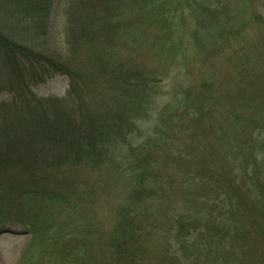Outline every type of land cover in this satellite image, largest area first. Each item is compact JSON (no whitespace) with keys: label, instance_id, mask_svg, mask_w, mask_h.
Wrapping results in <instances>:
<instances>
[{"label":"trees","instance_id":"1","mask_svg":"<svg viewBox=\"0 0 264 264\" xmlns=\"http://www.w3.org/2000/svg\"><path fill=\"white\" fill-rule=\"evenodd\" d=\"M52 1L0 0V93L12 95L9 102L0 105V201L34 199L43 195L53 207L58 203L66 204L68 200L59 191L51 189V185H56L51 183L53 180L42 175L44 181L38 175V164L49 165L50 159L55 160L59 155L64 157L65 163L72 164V159L88 160L98 154L105 162L115 164L118 154L124 150L123 165L120 162L124 169L120 174L127 178V172L131 171L136 186L120 204L118 216L125 221L123 225L118 224L117 232H114L112 261L122 263L125 260V264L133 261L130 253L136 247L137 236L143 243L140 255L144 256L146 240L155 232L159 233L162 220L155 221L159 216L153 214L155 204L151 201V194L157 188L150 183L151 178L153 181L159 179L162 166L169 163L179 165L174 171L179 178L189 177L191 189L200 181H206L221 188L222 194L231 202L235 200V204L229 205L228 219L224 221L221 218L220 221L210 220L206 216L204 222H199L191 214L188 216L185 207L180 213L173 210V214L165 216L168 230L164 233L170 240L179 243L189 258L190 243L201 229L194 246L199 256L205 253L206 264H213L210 256L214 246H221L224 251V240L217 242L216 238L220 234L226 235L229 230L227 237L232 248L235 242L242 244L249 249L248 262L264 264V79L258 90L239 88L236 94L222 95L221 101L208 83L198 90L187 91L182 98L175 94V104L161 108L147 141L137 146L135 142L146 131L141 129L140 123L146 120L152 108L156 110L159 106L158 87L168 73L145 68L133 58L125 62L102 59L103 49L96 45V39L102 42L107 33L115 39L118 30L128 36H137V32L123 25V0H78L83 22L77 23L76 6L72 5L71 13L67 15L70 22L66 30L67 57L37 52L33 47L37 37L46 36ZM208 1L136 0V4L142 7L140 14L149 9L159 18L156 23L166 26L167 37L156 41L176 59L175 55L187 41L183 32L179 36L176 34L182 26L180 20L183 25H188L184 16L187 11L201 12L204 19H212L208 22L210 26L207 24L205 28L207 33L202 36L205 40L202 47L228 35L229 23L224 22ZM98 5L104 7L103 12L90 18V8L93 10ZM141 17L147 19L150 16ZM141 26L140 33L146 31L145 24ZM215 26L220 30L214 33ZM186 28L184 26L182 30ZM227 30L230 33L229 27ZM193 35L200 43L198 38L201 36L197 32ZM263 58L262 54L258 58L247 56L246 61L257 67ZM59 75L69 79L64 99L40 98L34 93V87ZM244 106L251 108L246 119L241 115ZM242 138V146H239ZM244 153L242 162L239 155ZM155 163H161V166ZM189 166L198 168L195 171L198 177L188 175L184 168ZM11 173L16 177H9ZM25 176L27 183L22 184ZM187 185L188 180L184 187ZM203 198L208 206V195ZM5 206L9 208L0 207V225L19 221L29 226L33 236L31 246L19 264H43L48 255L56 254L55 247L58 248L61 241H64L66 251H59V255L68 257L63 262L72 263L74 252L78 259L77 248L85 241L72 235L74 231L70 229L75 227L74 221L70 226V223L55 219L53 214H47L42 220L40 213L32 207L26 209L23 203L8 202ZM210 232L216 235L214 240L207 238ZM132 253L136 256L139 250ZM35 255L38 256L37 263L30 259ZM76 259L74 264L80 262ZM50 261L59 262L52 258ZM177 263L183 264L174 256L172 264ZM222 264L231 263L225 260Z\"/></svg>","mask_w":264,"mask_h":264},{"label":"rangeland","instance_id":"2","mask_svg":"<svg viewBox=\"0 0 264 264\" xmlns=\"http://www.w3.org/2000/svg\"><path fill=\"white\" fill-rule=\"evenodd\" d=\"M123 2L124 9H121L125 15L123 25L129 30L137 32L135 34L137 36H128L127 33L118 30L119 33L115 39L111 38L109 33L103 36L102 42L96 39V45L103 49L102 59L125 62L127 59L133 58L137 64L145 65V68L153 69L158 73H168V76L158 87L159 96L157 102H159V106L156 107V110L155 107L152 108L153 110L150 111L146 120L140 123L141 129L146 131L143 136L138 137L135 145L138 146L149 137L148 133L155 128L161 108L166 104H175V99L173 98L175 94L182 98L187 91L196 88L198 90L203 84L208 83L215 96H218L221 101L223 100L221 99L222 95L226 97L229 92L236 94L235 92L239 88L256 91L262 86L264 58L263 62L256 67L252 66L253 63L249 65L246 57L253 56L258 58L260 54L264 57V0H209L208 2L211 3L213 10L223 18L224 22L229 23L230 33L227 27L228 35L226 38L220 41L215 39L212 42L213 44L208 43L206 47H202L205 41L202 36L207 33L205 28L212 19L206 17L205 20L204 14L201 12L190 13V11H187L184 16L187 18L186 24L188 25H183V21L180 20L182 26L176 30L177 35L183 32L186 35L184 36L182 33L183 38H186L187 41L175 55L176 59L168 53L167 49L159 47L156 41L158 39L161 41L168 35L166 26L156 23V20L159 19L158 16L154 15L149 9L140 14L142 7L136 4V0H123ZM78 3V0L52 1V13L49 19L50 26L46 36L37 37V44L33 47L37 52L60 55L63 58L67 57L66 30L70 23L67 15L69 12L71 13L70 8L72 5L76 6L75 16L77 23L81 24L83 22V17L79 16L82 9ZM158 4L159 2L157 6ZM103 10L104 7L101 5H98L93 10L90 8V18H93L95 13L103 12ZM199 14H202V16H199ZM141 15L150 17L144 19ZM196 17H201L202 19L200 20ZM142 23L145 24L146 31L140 33L138 29L139 27L142 28ZM184 26L187 28L182 30ZM215 28L217 26L213 29L214 33L220 30V27L216 30ZM196 32L201 36V39L198 38L200 43L194 40L196 34L193 37L191 36L192 33ZM141 34H144L143 37ZM68 88V77L59 75L34 87L33 91L40 98L64 99ZM11 96L7 92L0 93V105L3 102H9ZM250 110L251 108L248 106L241 108V115L244 119L250 115ZM219 118H221L222 122L220 115ZM241 136L245 137L244 134H241ZM243 140L244 138L240 140L239 146H242ZM224 148L228 150V147ZM118 155L115 164H111L108 160L105 162L99 154L95 158L88 160L72 159V164L65 163L63 161L64 157L60 155L55 160L50 159L49 165L38 164V175H41V177L45 175L48 179H52L53 182L51 183L56 185L55 187L51 185V189L59 191L60 195L68 200V203H58L53 207L49 199H45L42 195L34 199L20 198L19 201L4 199L5 201H0V207L3 206L8 209L9 207L5 206L8 202L23 203L26 209L32 207L35 209L34 211L40 213L39 216L42 220L46 219L47 214H53L55 219L70 223V226H72L74 221L76 223L75 227L73 226L70 229L74 231L72 235L77 239L81 237L85 241L84 245L80 244L79 248H77L78 259H76V253L74 252V259L78 261L80 259L78 264H125V260L122 263L118 260H111V244L112 240H114V232H117L118 224L122 223L123 225L125 221L121 215L118 216L121 208L120 204L125 201L127 194L136 185L133 183L132 176L129 173L131 171L127 172V178L130 180L120 174V171L123 173L124 169V166L122 168L123 160L121 162L122 157L125 155L124 150ZM244 155L245 153L239 155L242 162L244 161L242 157ZM155 165L161 166V163H155ZM178 166L168 163V165L162 166L164 169L158 176V180L153 181L151 178L150 185L154 186V189L157 188L151 194L153 195L151 201L153 205L155 204L153 214L159 216L155 221L158 223L160 219L162 220L161 227H159L160 231L159 233L155 232L153 236L146 240L144 256L140 255L143 243L140 237L137 236L135 249L139 250V254L135 256L132 253L134 249L130 253L133 261L129 263L172 264L174 263V256L179 262L182 261L183 264H195L198 261L199 264L207 263L205 253L199 256L194 246L201 229L196 232L197 234L194 235L190 243L192 251H190L189 258H187L186 251L183 250L180 244L172 238L170 240V237L164 233L168 230V225L165 224V216L171 214L173 210L180 213L185 207V212L187 211L188 216L191 214L193 219L199 222H204L206 216H209L210 220L218 219L220 221L221 218L224 221L228 219L229 205L235 204V200L233 199V202H231L230 198L227 199L222 194L221 188L210 185L206 181L204 183L202 181L200 183L197 182L198 185L191 189L189 187V177L179 178V174L174 171ZM130 167L132 168V166L128 168ZM184 169L189 172L188 175H191L190 177H198L195 173L196 169H198L197 167L189 166L188 169ZM155 174L156 172L152 174V177ZM9 177H16V175L11 173ZM23 178H20L24 180L22 184L27 183V176ZM42 179L44 180L43 177ZM187 180L188 185L185 188L184 185ZM48 182L50 183V181ZM191 183L194 184L195 182L191 181ZM204 185L206 189H204ZM56 195H58V192H56ZM203 195H208L207 201L210 203L208 206L204 203L206 199L203 198ZM71 217H74V219ZM142 219L145 220L146 217L142 216ZM12 221L0 225V264H19L33 240L29 226H25L19 221ZM231 226L228 228H231ZM226 232V235L220 234L217 238L214 232H210L207 237L212 240L216 238L217 242L224 240V251L218 245H215L212 249L211 263L220 262L222 264L226 260L230 261L231 264H253L248 262L249 258L246 260L249 249L242 244H240L241 246L238 245L237 242L232 248L227 237L229 230H226ZM116 236H118V233ZM64 245V241L59 242L58 248L55 247L56 254L48 255L45 262L43 260V264H74V259H72V263L63 262V259L68 257L65 256L63 258V256L59 255V251H66L64 250ZM50 258L58 259L59 262L51 263ZM30 259L31 261H37L38 256L35 255ZM70 259L71 256H69L68 260ZM36 261L35 263L38 262Z\"/></svg>","mask_w":264,"mask_h":264}]
</instances>
